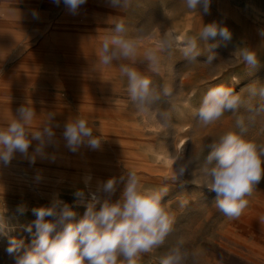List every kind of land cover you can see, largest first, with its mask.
I'll use <instances>...</instances> for the list:
<instances>
[{"label": "rangeland", "instance_id": "1", "mask_svg": "<svg viewBox=\"0 0 264 264\" xmlns=\"http://www.w3.org/2000/svg\"><path fill=\"white\" fill-rule=\"evenodd\" d=\"M225 8L230 17L225 16ZM34 10L39 13L38 19L33 18ZM120 18L126 23L128 35L140 38L141 57L133 66L158 87L167 83L174 90L176 110L168 128L154 116L138 112L130 102L126 77L120 75L118 67L128 61H114L98 71L85 69L92 64L78 63L77 56L98 60L95 52L100 51L103 39ZM212 22L226 26L232 34L230 41L217 36L199 43L202 51L206 45L218 43L214 65L204 63L206 53L189 64L177 51L164 58L159 74L150 72L142 53L155 45L163 31L172 29L181 36H197L203 24ZM141 28L142 34L138 31ZM262 30L264 0H211L207 15L187 10L182 0H131L127 9L113 8L108 0H87L77 15L69 14L62 2L57 6L53 0H0V126L12 119L5 105L14 110L29 105L37 116L33 129L53 113V121L59 125L52 124L54 131L63 133L64 124L80 115L89 121L93 135L102 139L99 150L81 147L74 153L65 147L64 151L53 148L55 153L49 156L37 155L35 162L50 175L40 172L18 152L8 168L0 169V209H5L6 223L0 232V264H14V256L6 251L9 238L23 239L26 246L31 244L33 234L25 229L36 219L33 208L59 199L70 205L79 220L91 199L88 186L118 178L129 168L137 170L146 187H169L163 202L176 213L174 231L165 244L142 254L137 264H159L160 257L178 238L185 240L189 250H203V264H264V223L260 221L264 217V176L246 197L248 207L235 220L227 219L213 206L216 193L203 185L195 163L179 182L169 178L173 157L182 149L185 161L193 157L202 162L210 151L207 144L218 141L228 131H238L233 113L226 112L219 121L205 127L198 124L193 110L200 106L210 87L225 85L239 92L253 82L264 84V50L255 51L259 65L251 73L236 52L240 47L254 50L251 38H259L264 46ZM50 57L63 62L64 67L51 66L47 63ZM233 77L239 78V83L234 84ZM28 81L56 87L43 93L48 88L37 87L19 96ZM77 86L87 92L80 99L86 106L84 110L75 105L79 100L69 98L66 92ZM3 91L9 96L4 98ZM259 103L258 98L253 100L254 105ZM158 107L168 109L169 104L162 99ZM240 111L248 114L244 109ZM59 119L65 121L59 123ZM121 121H125L123 126ZM245 138L264 145V119L257 118ZM87 177L91 179L86 186ZM122 189L121 184L113 202ZM77 191H83L84 196L77 197ZM181 195L189 201L184 209L177 203Z\"/></svg>", "mask_w": 264, "mask_h": 264}, {"label": "clouds", "instance_id": "2", "mask_svg": "<svg viewBox=\"0 0 264 264\" xmlns=\"http://www.w3.org/2000/svg\"><path fill=\"white\" fill-rule=\"evenodd\" d=\"M61 2L69 14L77 15L87 0H53L57 6ZM182 2L189 11L199 14L202 11L205 15L210 12L211 0ZM108 3L116 9H127L131 0H108ZM32 15L34 19L39 18L35 10ZM138 31L142 34L143 28ZM260 35L264 37V30ZM217 36L230 41L232 34L226 26L216 22L203 24L197 36H181L172 29H166L154 46L144 49L142 60L147 62L150 72L156 74L160 73L164 58L177 51L189 64L196 63L197 57L206 53L204 63L214 65L218 59L214 51L218 43L206 45L203 51L199 43L215 40ZM139 48L140 38L130 37L124 19L120 18L114 23L111 34L102 41L98 63L108 67L114 61H128L118 67L120 75L126 77L130 102L138 112L154 116L168 128L176 110L172 102L174 90L167 83L158 87L133 66L141 57ZM236 52L249 73L258 67L259 60L254 50L240 47ZM233 83H239V78L233 77ZM257 98L261 103L254 105L253 100ZM162 99L167 100L168 109L158 107ZM241 109L248 114H242ZM16 112V117L6 126H0V166H8L17 152L35 163L37 155H44V147L55 141L56 133L51 124L55 118L53 113H48L40 126L33 130V121L37 117L34 109L22 105ZM226 112L236 115L235 128L238 131H228L218 141L207 144L210 151L202 162L193 157L185 161L182 149L173 157L169 178L172 182H179L195 163L203 185L216 193L213 206L227 219L235 220L248 207L246 197L253 193L264 176V145L245 138L249 126L254 125L257 118L264 119V84L253 82L239 92L225 85L210 87L200 106L193 110V116L199 125L206 127L219 121ZM63 129L65 146L74 153L81 147L99 150L102 146V139L93 135L89 121L80 115L65 123ZM32 141L38 143L34 153L29 155ZM90 179H85L86 186ZM121 184L120 196L113 202L112 197ZM98 192L104 196L92 193L79 220H76V212L70 205L59 199H54L50 205L33 208L36 219L25 229L33 234L31 244L26 246L23 239L9 238L6 251L14 256V264H137L138 257L159 249L174 231L176 213L163 202L169 187H146L137 170L129 168L118 178L107 179L99 184ZM75 195L82 198L84 193L77 191ZM177 203L180 209H184L189 201L181 195L177 196ZM4 212V208L0 209V232L6 227ZM260 221L264 223V217ZM203 258V250H189L185 248V240L178 238L160 257L159 264H203Z\"/></svg>", "mask_w": 264, "mask_h": 264}, {"label": "bare ground", "instance_id": "3", "mask_svg": "<svg viewBox=\"0 0 264 264\" xmlns=\"http://www.w3.org/2000/svg\"><path fill=\"white\" fill-rule=\"evenodd\" d=\"M87 5V4H86ZM89 6V5H88ZM91 8V7H90ZM102 8V7H101ZM104 8V7H103ZM106 8V7H105ZM92 9V8H91ZM98 8H96V10H97ZM101 10V9H100ZM99 11V10H98ZM225 11L226 12H224L225 13V16H228V17H230V14H229V12L227 11V9L225 8ZM106 11H104V13H105ZM83 15H84V13H83ZM69 23H71V22H69ZM75 26H78V25H75ZM252 39V41H253V48H254V51H256L257 53H260L262 50H264V46L260 43V40H259V38H257V39H254V38H251ZM67 41V40H66ZM65 42V41H64ZM96 53V55L95 56H98V53L99 52H95ZM76 58V57H75ZM77 58H79L78 60H79V62L78 63H82V65L85 63V64H92L93 66H89V67H87V68H85L86 70H90V69H93V70H102L103 68H102V66H100L99 65V63H98V60H94V59H92V58H90V60L89 61H87V58H83V57H81V56H77ZM48 61L49 62H47V63H49V64H51V66H53V67H57V68H61V67H64V63L63 62H61V61H59V60H56V59H53V57H50V59H48ZM91 67V68H90ZM95 88V87H94ZM75 91V90H74ZM45 92V91H44ZM85 92V91H84ZM93 92V91H92ZM91 92V93H92ZM81 93V92H80ZM66 96V95H65ZM43 103V102H42ZM5 107L7 108V114L13 119V117H16V115H17V112H16V110H14V108H8L6 105H5ZM12 119H10L9 120V122L12 120ZM62 121H65V119H59L58 120V122L60 123V122H62ZM42 122H38V124H37V126H36V129L40 126V124H41ZM51 124H55L54 123V121H51ZM125 124V121H121V126H123ZM34 125V124H33ZM56 125V124H55ZM33 130H35V129H33ZM56 133V135H55V141H54V143H52V144H49V145H46L45 147H44V149H51V148H55L56 150H59V151H64L66 148V146H65V140L63 139V135H62V132H60V131H56L55 132ZM37 141H32V144L31 145H33V146H37ZM45 155H48V154H45ZM49 156V155H48ZM118 160V159H117ZM32 165H34V167H36L40 172H42V173H46L47 175H50L47 171H45V170H43L41 167H39V165H35V164H33V163H31ZM1 168H8V166H0V169ZM53 177V176H52ZM59 180V179H58ZM59 181H63V182H65L64 180H59ZM98 186L99 185H92V186H88V192H89V194H90V196H91V194L92 193H96V194H98V195H102L103 193L102 192H98Z\"/></svg>", "mask_w": 264, "mask_h": 264}, {"label": "crops", "instance_id": "4", "mask_svg": "<svg viewBox=\"0 0 264 264\" xmlns=\"http://www.w3.org/2000/svg\"><path fill=\"white\" fill-rule=\"evenodd\" d=\"M27 84L28 85H26L25 87H22L23 89H24V91H19L18 92V95L20 96L22 93H23V96L26 94V93H28V91H29V89H36L37 87H47L48 89L45 91V89L44 90H42V93L45 91V92H47V91H50L51 90V88H55L56 87V85H51V84H49V83H47L46 84V82L45 83H39V82H37V81H28L27 82ZM65 87H67V86H65ZM76 87V86H75ZM26 89V90H25ZM28 90V91H27ZM75 90V91H74ZM85 90L82 88V86H77V88L76 89H73L72 87L70 88V89H68L66 92L70 95L69 96V98L70 97H75L76 99L75 100H79V101H75V100H73V101H75L76 102V106H78L80 109H83L84 110V108H86V106H83L82 105V103H81V98L84 96V94H86L87 92L85 91ZM30 92V91H29ZM81 92V93H80ZM3 93L5 94V95H3L4 96V98L6 97V96H9V92H6V91H3ZM46 96V95H45ZM70 100V99H69ZM81 106H83V107H81ZM36 147L35 146H33V145H31L30 146V148H29V153H30V155H32L33 153H34V149H35ZM52 153H55L54 151H53V148H51V149H44V154H52ZM29 161V160H28ZM30 162V161H29ZM31 163V162H30ZM33 164H35V165H38L36 162L35 163H33Z\"/></svg>", "mask_w": 264, "mask_h": 264}]
</instances>
